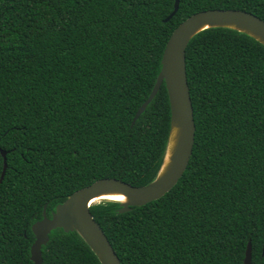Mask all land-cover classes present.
<instances>
[{"label": "trees", "instance_id": "trees-1", "mask_svg": "<svg viewBox=\"0 0 264 264\" xmlns=\"http://www.w3.org/2000/svg\"><path fill=\"white\" fill-rule=\"evenodd\" d=\"M0 0V264H34L32 225L73 192L153 181L171 128L165 82L145 111L174 29L202 10L264 19V0ZM196 123L189 164L162 197L90 209L122 264H264V44L228 27L186 49ZM4 157L0 150V178ZM42 264H102L58 228Z\"/></svg>", "mask_w": 264, "mask_h": 264}, {"label": "water", "instance_id": "water-1", "mask_svg": "<svg viewBox=\"0 0 264 264\" xmlns=\"http://www.w3.org/2000/svg\"><path fill=\"white\" fill-rule=\"evenodd\" d=\"M179 1L175 0L169 20L177 12ZM211 27H228L244 32L264 44V19L258 15L235 8H214L202 10L182 21L171 34L162 56V66L149 97L138 109L134 121L145 111L165 82L171 108V128L164 163L157 177L143 186H134L115 177L100 178L73 192L57 204L51 216L45 205L43 217L32 225L35 240L31 245V259L34 264L43 263V246L50 240V234L58 228L65 232L77 231L102 264H122L107 234L94 218L90 207L103 200L120 202L119 212L131 210L156 200L171 190L182 177L193 153L196 123L191 91L187 76L186 49L190 40L200 31ZM173 137L175 138L172 143ZM6 167L7 151L0 148ZM122 194L125 199L103 197L106 194ZM99 201L95 202V200ZM245 264H252V244L249 241Z\"/></svg>", "mask_w": 264, "mask_h": 264}, {"label": "bare ground", "instance_id": "bare-ground-1", "mask_svg": "<svg viewBox=\"0 0 264 264\" xmlns=\"http://www.w3.org/2000/svg\"><path fill=\"white\" fill-rule=\"evenodd\" d=\"M174 140L175 138L173 137L172 139V143H174ZM103 197H107V198H116V199H119V200H124L125 197L122 195V194H106V195H103ZM99 201V199L95 200V202Z\"/></svg>", "mask_w": 264, "mask_h": 264}]
</instances>
